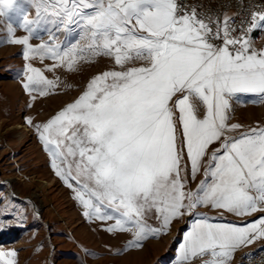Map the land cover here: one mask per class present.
Masks as SVG:
<instances>
[{
    "label": "snow or ice",
    "instance_id": "obj_1",
    "mask_svg": "<svg viewBox=\"0 0 264 264\" xmlns=\"http://www.w3.org/2000/svg\"><path fill=\"white\" fill-rule=\"evenodd\" d=\"M31 3L33 20L16 0H0V15L14 6L21 13L19 27L28 35H13L12 17L7 33L9 42L25 46V60L48 57L57 61L52 68L66 64L69 70L79 60L100 55L122 67L146 62L95 75L74 102L33 125L51 167L73 189L85 217L114 220L106 230L132 232L127 246L141 248L145 240L165 234L174 219L195 214L198 206L237 216L264 212V127L226 135L241 127L227 123L230 99L239 94L264 99V49L253 48L247 36L264 31V13L253 12L251 27L232 36L235 26L227 15L205 17L178 0ZM45 20L57 29L77 25L87 44L62 48L50 38L32 45ZM25 76L22 86L30 93L45 96L55 87L30 63ZM202 106L205 115L198 118ZM215 142L220 147L209 155ZM206 156V179L185 191L189 173L195 178ZM149 216L159 227L147 222ZM256 239H264V215L243 227L197 219L184 236L177 264L204 255L210 257L204 264H228L236 249ZM15 256V251H0V262L15 264Z\"/></svg>",
    "mask_w": 264,
    "mask_h": 264
},
{
    "label": "rangeland",
    "instance_id": "obj_2",
    "mask_svg": "<svg viewBox=\"0 0 264 264\" xmlns=\"http://www.w3.org/2000/svg\"><path fill=\"white\" fill-rule=\"evenodd\" d=\"M16 5L29 20L35 19L36 8L31 0H16ZM21 13H17L14 6L7 15H0V251H15V264H177L180 245L197 219L243 227L264 215V212H256L237 216L210 205L198 206L195 214L174 219L165 234L145 240L141 248L127 246L133 239L132 232L106 230L114 220L85 217V209L75 199L73 189L51 167V157L33 125L46 123L74 102L95 75L110 70L123 71L146 62L135 61L122 67L114 63V58L100 55L79 60L74 69L69 70L66 64L52 68L57 61L48 57L40 59L37 55L25 60V46L9 42L11 37L7 33L9 17H12L13 35L17 38L28 35L19 27ZM230 14L226 12L224 16ZM48 20L41 22L39 38L34 35L30 39L32 45L50 41V38L62 48L87 44L80 38L77 25L69 24L65 28L61 24L57 29ZM262 49L264 33L258 51ZM29 63L54 81L55 87L49 89L47 95L30 93L23 88L25 68ZM197 115L203 118V106ZM229 117V125L235 123L241 127L226 132L227 136L264 127V99L256 94H239L238 99H230ZM27 119L32 120L31 125ZM18 124L29 130L17 127ZM219 147L220 142L210 145L209 155ZM207 159L206 156L195 178L189 173L185 191L195 190L200 181L206 179ZM147 222L155 227L160 223L154 216H149ZM262 246L264 239L239 247L228 264H242L246 253ZM209 258L208 255L199 256L187 264H204Z\"/></svg>",
    "mask_w": 264,
    "mask_h": 264
},
{
    "label": "built area",
    "instance_id": "obj_3",
    "mask_svg": "<svg viewBox=\"0 0 264 264\" xmlns=\"http://www.w3.org/2000/svg\"><path fill=\"white\" fill-rule=\"evenodd\" d=\"M178 3L187 10L191 11L193 8L201 15L207 17L223 19L226 12H231L229 18L230 23L235 26V31L231 33L232 36H240L243 29H248L251 25V16L253 12H262L264 10V3L261 0H242L241 3H233L232 0L225 1L224 5H206L198 4L197 0H178ZM227 4H235V11H227ZM264 31H261V39L259 41H251V45L258 51L259 43L263 38ZM250 38V35H248ZM214 43L219 44L220 41L216 40ZM250 264H264V255L257 256L252 259Z\"/></svg>",
    "mask_w": 264,
    "mask_h": 264
},
{
    "label": "bare ground",
    "instance_id": "obj_4",
    "mask_svg": "<svg viewBox=\"0 0 264 264\" xmlns=\"http://www.w3.org/2000/svg\"><path fill=\"white\" fill-rule=\"evenodd\" d=\"M225 1L228 0H197L198 4H206V5H224ZM242 0H232L233 3H241ZM262 3H264V0H261ZM227 11H235V4H227ZM260 13H264V10ZM251 27V25L249 26V28ZM248 28V29H249ZM261 31L262 30H253L250 33H248V35H250V40L251 41H259V39H261ZM24 126L23 124H18L17 127H22ZM25 130H29V127L24 126ZM126 242V241H124ZM125 246V245H124ZM248 254V255H246ZM243 256V260H242V264H250L252 263V259H256L257 256H263L264 255V246H262L261 248H258L257 250L250 252V253H246Z\"/></svg>",
    "mask_w": 264,
    "mask_h": 264
}]
</instances>
